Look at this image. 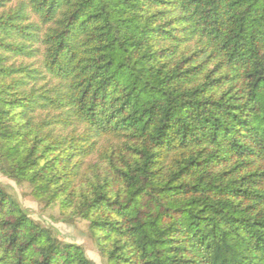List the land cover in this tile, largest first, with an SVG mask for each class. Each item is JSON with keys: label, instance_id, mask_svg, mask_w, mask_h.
Segmentation results:
<instances>
[{"label": "trees", "instance_id": "1", "mask_svg": "<svg viewBox=\"0 0 264 264\" xmlns=\"http://www.w3.org/2000/svg\"><path fill=\"white\" fill-rule=\"evenodd\" d=\"M0 173L107 264H264V0H0ZM0 264L94 263L0 186Z\"/></svg>", "mask_w": 264, "mask_h": 264}, {"label": "rangeland", "instance_id": "2", "mask_svg": "<svg viewBox=\"0 0 264 264\" xmlns=\"http://www.w3.org/2000/svg\"><path fill=\"white\" fill-rule=\"evenodd\" d=\"M98 154L85 159L88 170L96 169ZM99 167V166H98ZM0 186L28 213L29 217L50 232L59 240L80 245L85 256L94 264H107L106 259L97 248L95 237L89 230V221L71 214L63 213L57 204H48L32 194V187L27 182L16 183L0 173Z\"/></svg>", "mask_w": 264, "mask_h": 264}]
</instances>
